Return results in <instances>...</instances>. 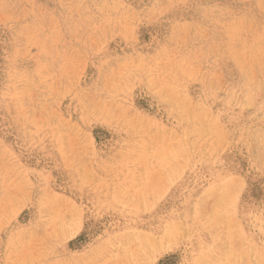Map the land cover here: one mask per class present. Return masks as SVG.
Returning a JSON list of instances; mask_svg holds the SVG:
<instances>
[{"label":"rangeland","instance_id":"rangeland-1","mask_svg":"<svg viewBox=\"0 0 264 264\" xmlns=\"http://www.w3.org/2000/svg\"><path fill=\"white\" fill-rule=\"evenodd\" d=\"M0 264H264V0H0Z\"/></svg>","mask_w":264,"mask_h":264}]
</instances>
